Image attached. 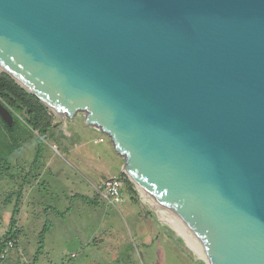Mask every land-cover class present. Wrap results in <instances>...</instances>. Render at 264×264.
<instances>
[{
    "label": "water",
    "instance_id": "1",
    "mask_svg": "<svg viewBox=\"0 0 264 264\" xmlns=\"http://www.w3.org/2000/svg\"><path fill=\"white\" fill-rule=\"evenodd\" d=\"M0 70L108 136L210 264H264V0H0Z\"/></svg>",
    "mask_w": 264,
    "mask_h": 264
},
{
    "label": "rangeland",
    "instance_id": "2",
    "mask_svg": "<svg viewBox=\"0 0 264 264\" xmlns=\"http://www.w3.org/2000/svg\"><path fill=\"white\" fill-rule=\"evenodd\" d=\"M51 113L54 132L34 131L18 116L8 135L15 150L11 154L8 146L1 155L0 242L13 216L18 231L2 264H209L165 222L169 209L157 205L124 172V160L108 136L90 128L82 113L68 119ZM108 174H125L141 205L127 189L120 204L103 199L98 188Z\"/></svg>",
    "mask_w": 264,
    "mask_h": 264
},
{
    "label": "trees",
    "instance_id": "3",
    "mask_svg": "<svg viewBox=\"0 0 264 264\" xmlns=\"http://www.w3.org/2000/svg\"><path fill=\"white\" fill-rule=\"evenodd\" d=\"M0 101L10 110L14 117V123L12 126H9L0 116V164L3 161V150L10 146V153L12 154L15 150L16 144L10 143L8 138L9 133L12 134L17 126L19 120L18 116H23L26 119V124L38 132H49L56 128L54 123L53 115L51 110L35 95L30 93L28 90L20 86L15 80H13L9 75L3 73L0 70ZM5 170H9L10 166L7 163L3 164ZM125 179V186L127 191L131 196H134L135 189L133 183L126 178L125 174H122ZM18 207V204H17ZM18 212V208L15 209V213ZM16 220L15 216L12 217V227L8 232V236L5 240L0 242V264L3 263L1 258L2 251L5 248L6 242L9 240H14L17 236L15 229ZM47 228H45L41 234L40 238L45 237L47 233ZM41 249L38 250L40 254Z\"/></svg>",
    "mask_w": 264,
    "mask_h": 264
},
{
    "label": "built area",
    "instance_id": "4",
    "mask_svg": "<svg viewBox=\"0 0 264 264\" xmlns=\"http://www.w3.org/2000/svg\"><path fill=\"white\" fill-rule=\"evenodd\" d=\"M100 141H103L101 139ZM126 190L125 186V179L123 178L122 174L117 176H112L104 179L101 182V186L98 188V192L100 196L108 200L109 203L113 205L120 204L124 201V191ZM14 240H9L6 242L5 248L2 251L1 256H5V251L10 247L13 246Z\"/></svg>",
    "mask_w": 264,
    "mask_h": 264
},
{
    "label": "bare ground",
    "instance_id": "5",
    "mask_svg": "<svg viewBox=\"0 0 264 264\" xmlns=\"http://www.w3.org/2000/svg\"><path fill=\"white\" fill-rule=\"evenodd\" d=\"M138 188L146 195H149L142 187L138 186ZM150 196V195H149ZM151 197V196H150ZM152 198V197H151ZM153 201L159 205V206H164L158 201L154 200ZM166 207V206H164ZM167 208V207H166ZM169 209V208H168ZM171 216L170 219L166 220L168 224H170L172 227L176 229V231L183 236L185 239H187L190 243V246L193 250H195L199 255L202 256L209 264V259L207 257L206 251H202L201 244L199 242V238L196 236V234L188 227V225L181 219L180 216H178L174 211L169 209ZM199 243V245H198ZM201 247V248H200ZM204 250V249H203Z\"/></svg>",
    "mask_w": 264,
    "mask_h": 264
},
{
    "label": "crops",
    "instance_id": "6",
    "mask_svg": "<svg viewBox=\"0 0 264 264\" xmlns=\"http://www.w3.org/2000/svg\"><path fill=\"white\" fill-rule=\"evenodd\" d=\"M82 116H83V119H84V121H85L84 115H82ZM67 119H68V118H67ZM85 123H86V122H85ZM87 125H88V124H87ZM88 126H89V125H88ZM90 128H91V126H90ZM92 128H93V129H96V128H94V127H92ZM96 130H98V129H96ZM52 131L54 132V130H52ZM50 134H51V136L54 137V133L51 132ZM101 139H102V138H101ZM54 148H56V146H55ZM112 176H115V175H114V174H113V175H112V174H108V175H105V176H103V177H107V178H108V177H112ZM103 177H102V178H103ZM102 178H101V180H100V183L103 181ZM23 196H24L23 194L20 195L21 198H23ZM21 198H20V199H21ZM130 198H131V200H132L133 202H137V203L140 204L139 200L136 198L135 195H134V196H131V195H130ZM110 204H111V203H110ZM140 205H141V204H140ZM18 206H19V205H18ZM51 210H53V211H55V212H59L58 210H55V209H53V208H52ZM27 217H31V216H29V214H28ZM141 219H142V222L140 223V224H141L140 226H141V229H142V228L145 227V225H146V222H144V221L147 219V215H146V213L143 214V216H142ZM25 223H27V222H25ZM142 224H143L144 226H143ZM47 229H48V228H47ZM47 232H48V230H47Z\"/></svg>",
    "mask_w": 264,
    "mask_h": 264
}]
</instances>
